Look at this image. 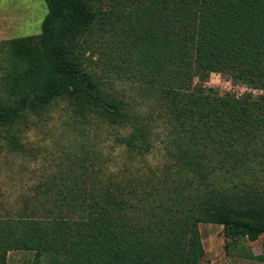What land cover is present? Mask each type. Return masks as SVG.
<instances>
[{
    "label": "trees",
    "instance_id": "obj_1",
    "mask_svg": "<svg viewBox=\"0 0 264 264\" xmlns=\"http://www.w3.org/2000/svg\"><path fill=\"white\" fill-rule=\"evenodd\" d=\"M45 1L40 34L0 43L10 64L0 132L10 150L22 151L21 120L64 101L129 127L119 141L132 159L152 152L156 120L141 121L89 68L82 45L100 35L135 61L155 93L170 128L164 149L175 161L157 181L82 172L55 181L43 189L54 215H27L37 209L29 204L20 215H0V264L13 251L34 252V264H201L203 223L224 226L231 239L264 237V184L254 182L264 172V94L207 86L220 74L264 91V0Z\"/></svg>",
    "mask_w": 264,
    "mask_h": 264
},
{
    "label": "rangeland",
    "instance_id": "obj_2",
    "mask_svg": "<svg viewBox=\"0 0 264 264\" xmlns=\"http://www.w3.org/2000/svg\"><path fill=\"white\" fill-rule=\"evenodd\" d=\"M47 13L45 0H0V43L40 34ZM105 41L97 35L88 42L90 48L82 45L89 68L104 81L108 92L132 105L141 121L152 115L156 120L153 131L160 134L155 148L145 157L132 159L119 141L129 127L111 126L97 117L83 115L68 102L57 101L40 115L29 114L20 121L21 152L11 151L6 132H0V215H20L28 204L37 209L27 210V215H54L57 208L50 202V195L46 199L43 189L63 177L68 179L69 175L76 179L82 172L85 179L99 176L102 180L141 175L157 181L159 176L164 177L163 170L175 161L164 149L170 128L160 117L161 107L156 104L155 93L150 91L145 78L139 79L135 61L121 58ZM5 54L0 50V87L10 67ZM207 86L220 94L244 93V85L220 74H212ZM250 91L254 95L264 94L263 90ZM254 182L264 184V172L255 173ZM200 233L205 249L201 264H264V237L257 242L244 237L231 239L224 226L210 223L201 224ZM8 261L9 264H34L35 253L13 251Z\"/></svg>",
    "mask_w": 264,
    "mask_h": 264
},
{
    "label": "built area",
    "instance_id": "obj_3",
    "mask_svg": "<svg viewBox=\"0 0 264 264\" xmlns=\"http://www.w3.org/2000/svg\"><path fill=\"white\" fill-rule=\"evenodd\" d=\"M243 90H244V92H245V91H250V89H249L248 87H244Z\"/></svg>",
    "mask_w": 264,
    "mask_h": 264
}]
</instances>
